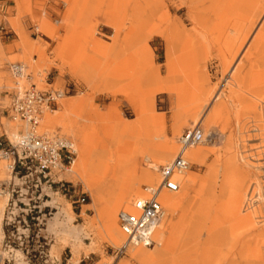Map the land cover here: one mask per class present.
I'll return each mask as SVG.
<instances>
[{"label":"rangeland","instance_id":"obj_1","mask_svg":"<svg viewBox=\"0 0 264 264\" xmlns=\"http://www.w3.org/2000/svg\"><path fill=\"white\" fill-rule=\"evenodd\" d=\"M2 2L0 110L9 104L12 91L30 83L38 88H44L45 81L57 88L75 84L77 92L62 98L56 115L48 113L54 116L51 123L40 122L39 130L71 140L78 154L73 172L62 176L73 184L72 196L47 188L26 193L23 187H16L17 192L12 198L8 196L0 216V235L1 224L7 217L14 219L15 224L20 220L21 227L29 228L27 248L31 255L43 260L38 258L37 245L46 243L44 248L49 254L46 264H73L74 260L76 264H264V117L261 118L264 115L259 103L256 107L252 105L254 100L247 93L250 79L259 76L249 69L257 54L255 36L264 29V0H257L245 18L230 17L225 31L213 32L212 25L202 23L199 27L205 37L201 33L199 39L194 37L192 14L187 15L184 9L175 10L181 6V0H163L159 13L157 0ZM200 15L213 19L202 10ZM34 26L41 35L34 34ZM245 33H249L246 41L232 59L230 50ZM185 34L188 40L182 37ZM198 41L204 43V48H198ZM169 59L176 75L184 73L190 78L186 87H182L185 85L181 79L175 83L185 90L179 98L172 92L159 90L163 83L158 80L167 76ZM14 62L26 64V72L31 75L30 79H20L18 86L8 69ZM234 75L241 83V92L226 82ZM219 87L225 95L215 96ZM77 96L84 98L82 106L64 105L67 97ZM223 101L224 109L215 112ZM205 102L210 105L202 114ZM141 109L161 117L162 122L155 128L173 142L175 153L177 137L192 125L199 124L205 133L212 131L217 135L194 146L203 151V157L188 158L191 163L188 174L193 180L183 184L178 192L170 193L179 200V205L167 208L161 226L163 236L158 240L154 237L155 246L135 247L114 258L110 247L118 245L121 237L117 243L109 239L99 213L102 207L113 203L116 192L102 193L96 201L75 167L82 147L93 153L102 147L113 149L133 143L131 129L141 130L145 124ZM2 116L9 137L23 129L5 114ZM122 125H126L125 131L120 129ZM228 159L229 169L234 173L224 182L215 175ZM7 164V160L0 161V180L5 182L6 192L11 191L13 182ZM157 167L151 168L153 178L137 179L136 190L158 179ZM140 168H147L144 159ZM221 187L237 188L246 194L240 206L247 201L245 207L249 208L245 213L251 214L248 223H238L214 208ZM135 197L117 208L116 225L118 211L127 209ZM12 201H16L15 207Z\"/></svg>","mask_w":264,"mask_h":264},{"label":"built area","instance_id":"obj_2","mask_svg":"<svg viewBox=\"0 0 264 264\" xmlns=\"http://www.w3.org/2000/svg\"><path fill=\"white\" fill-rule=\"evenodd\" d=\"M2 8L3 4L0 5V10ZM33 30L34 34L41 35L37 26ZM27 68L21 62L9 64V73L14 78L15 85L18 86L19 80L24 77L30 79ZM45 82L44 88H38L34 83H30L28 87L16 88L10 95L9 104L2 108L9 120L23 127L10 137L0 132V161H8L9 173L13 179L11 191H7L11 198L18 186L23 187L26 193L29 190L33 192L38 188H47L70 197L75 191L73 184L62 177L71 171L77 157L74 142L56 133L41 132L39 124L45 113L56 110L62 98L78 89L75 84L57 88L52 83ZM204 139V131L199 124L183 130L177 137L178 148L173 158L158 167V182L142 186V195L134 198L129 208L118 211L117 223L123 241L118 246L110 247L114 258L123 256L130 247L155 246L154 233L166 218L161 195L163 192L179 190L180 183L175 176L191 167L186 151L201 144ZM5 190V182L0 180V196ZM12 205L15 207L16 201H12ZM16 222L17 224L14 219L7 217L1 224L0 264H46L48 260L45 258L49 255L44 248L46 243L37 245L38 258H44L38 260L27 248L30 238L28 226L24 228L20 226V220Z\"/></svg>","mask_w":264,"mask_h":264},{"label":"bare ground","instance_id":"obj_3","mask_svg":"<svg viewBox=\"0 0 264 264\" xmlns=\"http://www.w3.org/2000/svg\"><path fill=\"white\" fill-rule=\"evenodd\" d=\"M162 1L163 0H157V7H156L157 12L163 8ZM256 1L257 0H181V6L178 8H175V10L181 11L184 9L187 15L192 14L191 20H193V25H194L193 27L195 30L194 37L199 39V37H201V33L203 34L202 29L199 27L202 25V23L207 26L212 25L213 32H215L216 30L218 32H220L219 30L225 31V28H226L225 25H227L228 21L229 22L231 21L230 17L231 19L234 17L239 18V16L243 15L241 18L243 17L245 18V16H248L250 14L251 7ZM201 10L204 11L205 13L208 12L209 15L213 16V19L211 20L207 16H206L207 18L201 17L200 15ZM161 17L162 15L160 14L159 19H161ZM220 25L221 27L223 26L222 29L220 28ZM218 27L220 29H217ZM247 34L245 33L244 35L240 36V38H238L237 45H234L233 48L230 50L231 52L233 50L232 59L238 54L239 50L245 43ZM178 35L179 33L177 34V36ZM216 35L215 37H218ZM203 36L205 37L204 34ZM182 37H184V40L189 39L186 34L185 36H182ZM233 42L235 41L233 40ZM198 43H199L197 44L198 48H204V43H202L201 41H198ZM254 44H256L255 46L257 48V54H256L254 61L251 59L252 62L250 63L252 64H251V68L249 69V71L253 72L252 74H257L259 76L257 77V79H253V77L250 79L251 86H250V90H248L247 93L254 100V102L252 101L253 104L252 103L251 104L254 107H256V104L259 103L258 108L261 110V114L264 115V29L261 28V31L257 33L254 39ZM231 61L233 62V60ZM254 68H257V70L255 71ZM167 70H168L167 76L163 80L162 79L158 80L159 84L163 83V86H160L159 90L160 91L165 90L167 92H172L175 94L177 98H179L184 94L185 90L182 91L183 89L181 90L180 86L178 84L176 85L175 83L179 79L184 81V85L189 83V79H190L189 75L184 74V73H181L180 75H176L172 69L171 59L167 61ZM231 73L232 72L229 73V77ZM228 79L227 81L226 80L225 81L229 82V85H232L234 88H236V92L238 90L239 91L243 90L241 87L240 81L237 79L235 75L233 77L231 76V80L228 81ZM182 87H186V85ZM215 94H216L215 96H219V95L223 96L225 95V92L223 88L219 87ZM84 102H85L84 98L80 96L79 97L78 96L77 97H67L65 101H63L64 105L66 104L75 105L79 107L82 106ZM209 105H210V102H205L202 105L200 113L205 114L208 110ZM223 109H224V101L218 103V107L215 109V112L221 113ZM53 112H55V115H56V110H54ZM48 113H52V112L45 113L42 118L43 121L41 120V122H44L46 124L51 123L54 116L48 115ZM140 113H141L140 114L141 120L143 119L145 124H143V129L141 130L133 129V128L131 129L132 135L134 137L133 143L127 146L117 145L113 149L102 147L101 149L94 151L93 153L88 151L86 147H82L81 153L78 156L79 161L75 167V172L79 173L82 176L88 188L93 193L96 201H99L101 199L102 193L109 194V193L116 192L114 196L115 200L113 201V203H110L108 206L102 207L100 209L99 215L101 217L100 219H103V222H104L103 228L107 232L109 239L112 242L117 243V241L119 240L118 238L121 237L120 243L118 245L122 243L123 236H122V233L119 227L117 230L118 223L116 225L115 211L117 210V208L129 202V200L131 199V197H133V195H136V197L142 195V189L136 190V187H134V184L136 183L137 179L149 180L153 178L154 174L151 171V168L152 169L156 168L158 164L163 163L164 159L167 156L175 153V146L173 142L168 137H166V135H164L163 132L161 131L157 132V129L155 128L156 124H158V122L162 120L161 117L159 115H155L154 113H145L144 109H141ZM57 114H58V111H57ZM252 115L255 116V114H252ZM93 116L97 117L98 114L93 113ZM209 117H211V114H209L208 118ZM262 117L264 116H261V118ZM125 128H126V125H122L120 129L125 131ZM83 134L84 136L86 135L85 133ZM215 134L217 135V133L212 132V131L208 133L204 132L205 139L203 142H206V140L210 138L211 135H215ZM186 157L191 160H200L203 157V151L200 148H196L194 146L190 147L186 151ZM142 159H144L147 163V168L144 170H141L140 168ZM75 161L73 163V166L75 164ZM229 162L230 160L227 162H224L223 167L221 166L220 170L219 169L216 170L215 176L221 177V179H223L224 182H227L234 173L232 170L229 169ZM73 166L71 167V171L68 174L73 172ZM7 168L9 169L8 165H7ZM157 171H158V167H157ZM175 177L180 183L179 190L181 189L183 184H188L193 180V178H191V176L188 174V170L182 172L179 175H176ZM158 180H159V176H158V179L153 183L158 182ZM153 183L145 184V185H152ZM170 193L171 192H163L161 195V202L166 211L168 207L177 208L179 205V200L175 198L173 195H171ZM172 193H176V192H172ZM5 194L7 195V197ZM243 194L246 195L245 193H241L240 190H238L237 188L233 189L232 187V189H230L226 187H221L219 189L218 197L214 200L215 201L214 208L217 209V211L224 212L229 217H232L231 219H234L238 223H241V224L246 223V222L248 223V221L251 220V214L245 213L249 208V207H245L247 205V201H245L243 207L240 206L241 199L244 196ZM1 196H2V200L0 201V216L3 213L6 201L8 200V193L4 192ZM163 223L164 221L158 226V228L156 229L154 233V237H156L157 240L158 238L163 236L162 234L163 230L161 227ZM118 245H115V246H118ZM135 247H139V246L130 247L128 248V250H131ZM18 255L19 257H21L20 254ZM76 263L77 261L74 260L73 264H76Z\"/></svg>","mask_w":264,"mask_h":264},{"label":"crops","instance_id":"obj_4","mask_svg":"<svg viewBox=\"0 0 264 264\" xmlns=\"http://www.w3.org/2000/svg\"><path fill=\"white\" fill-rule=\"evenodd\" d=\"M1 4H3L2 0H0V5ZM0 50H1V47H0ZM2 114H5V112L3 110H0V132H3L4 134H6L8 136L7 130H6L5 126L1 122L2 117L5 118V116H2Z\"/></svg>","mask_w":264,"mask_h":264}]
</instances>
